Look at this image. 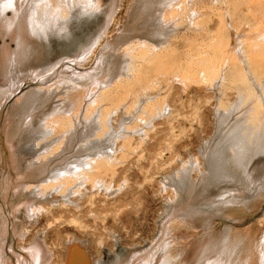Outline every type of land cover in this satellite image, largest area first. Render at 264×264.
<instances>
[{"label": "rangeland", "instance_id": "374dc122", "mask_svg": "<svg viewBox=\"0 0 264 264\" xmlns=\"http://www.w3.org/2000/svg\"><path fill=\"white\" fill-rule=\"evenodd\" d=\"M57 1L49 2L59 4L69 15L68 31L64 38L51 37L50 41L26 31L24 38L36 60L31 66L43 64L47 55L51 63L45 70L51 75H42L44 91L37 80L24 82L7 105L14 104L16 118L27 115L31 130L40 134L47 124L69 115L76 120L75 113L84 102L92 105V91L100 93L98 88L104 83L119 84L134 60L145 62L155 49H164L170 58L166 65L151 64L146 72L133 75V80L138 78V86L151 94L165 96L169 108L151 127L142 123L146 133L132 135L131 149L123 156L120 146L125 141L119 138L115 172L104 171L97 184L86 182L70 195L71 200L52 192L51 199L42 203L44 209H28L26 194L17 185L21 176L0 166V264H63L66 244L74 239L86 244L90 256L100 257L99 264H130L154 252L157 261L169 252L168 264H264V142L233 167L231 147L241 138L235 137L246 125L241 120L248 107L214 115L220 95L234 104L237 91L213 89L202 73L213 54H218L223 67L236 66L248 75L250 66L262 67L258 73L264 76V0ZM15 2L25 20L26 0ZM6 13L10 18L11 10ZM18 26L14 24L12 31ZM9 33L4 21L0 26V86L3 66L12 60L9 51L16 46ZM90 47L92 53L82 60L59 61L61 56ZM28 56L23 54L21 60L27 62ZM255 87L260 95L261 88ZM97 99L106 102L100 94ZM88 105L84 106L87 110ZM124 116H128L125 108L113 114L116 128ZM209 142L216 147V179L220 180L190 200L186 193L169 200L172 189L162 190L161 183L174 174L184 181L196 178L197 167L202 166L199 151ZM191 161L197 164L189 176L179 172ZM165 222L166 232L161 233ZM33 246L39 249L30 251Z\"/></svg>", "mask_w": 264, "mask_h": 264}, {"label": "bare ground", "instance_id": "6f19581e", "mask_svg": "<svg viewBox=\"0 0 264 264\" xmlns=\"http://www.w3.org/2000/svg\"><path fill=\"white\" fill-rule=\"evenodd\" d=\"M49 1L50 0H26L28 11L26 12L27 18L24 20L19 14L18 9H20V7H18L15 0H0V26L4 25V21L6 22L10 31L9 34L12 36L11 39L14 40L16 45L14 49L9 51L12 60H10L6 66H3L4 83L0 86V166L8 168L11 171L13 169L15 172L13 173L14 175L21 176L20 178L22 180L20 179L21 181L17 182V185L18 189L20 188L19 190H22V192L26 194V205L28 209H32L33 207H35V209H44L42 203L51 199L52 192H60L63 199L71 200L70 195L78 193L79 189L83 187L86 182L97 184L102 178V174H105V172H115L114 169L117 163L116 158H118L115 142L119 138L124 139L125 143L122 144L120 148L122 149L121 156L125 155V153L131 149L129 141L131 140L132 135L140 134L141 132L146 133L142 123H146L145 128L151 127L153 120L158 116L164 115L166 109L169 108H167L165 96H161L160 93L159 95L151 94L146 87L138 86L140 85V80L138 78L133 80V75L136 73L138 74L143 70L146 72L151 64H154L155 66L160 64L163 66L166 65L170 58H167L164 49H162V51L155 49L150 53L149 58L144 57L145 62H140L139 59L134 60L126 69L128 73L119 84L109 86L104 83L98 88L101 90L100 93L99 91L94 90L95 93L93 91L90 93L91 97L90 95H87L90 99L94 98L92 102L90 100L92 105H88L84 102L80 107L81 110H77V113H75L76 111L74 112L76 120L74 116L71 117V115L68 114L69 117H64L61 120L59 119V121H55L54 124H47L45 127L49 130L46 131L45 129L43 133L40 134L37 133V131L31 130V123L28 120V117H26L27 115L23 117L17 116L16 118L12 113L14 104L9 107L7 105L21 89L24 82L37 80L41 85L40 91H44L46 90V86H44L45 81L42 80H44L45 77L49 78L51 75H48L45 70V68L51 63H49V57L48 59L46 58L47 55L45 56L46 59L44 58L43 60V64L40 63L39 65V63H35L36 65L34 67L31 66V63L36 60H34L35 58L30 48V42L28 43L24 38L26 31L29 29L30 33L43 41H50L51 37L62 39L66 36L68 31L67 29L70 22L69 15L64 12L63 7H60L59 4H52ZM6 10H11L12 15L9 16L10 18L6 17L8 16ZM16 23H18L19 26L16 30L12 31L11 28H13ZM91 53V47L85 49L82 48L66 54L63 57L61 56L59 61L69 60V62H73L82 60ZM244 53L247 55L246 51ZM23 54L29 55L27 62L21 60ZM213 55L214 58L209 61V65L202 72L205 81L209 83L213 89L214 87L218 90L221 88L235 89L238 97L235 103L231 104L224 95L221 94L215 103L214 115L217 116L219 113L221 114V112L231 113L238 111L241 108L245 109L244 107H248L243 114V120H241L245 122L246 125L242 129L241 135L235 137L241 138L237 141L236 146L231 147V152L234 153L231 159L234 167L238 159H242L244 154L251 153L264 142V76L258 73V68L262 67L256 68L250 66V70H248L250 75H248V73H246L247 70L236 66L225 64V67H223L220 56L218 54ZM54 67L55 66H53V68ZM63 67H65V65ZM73 73H75L76 76L80 75L78 74L79 72L76 71H73ZM42 75L46 76L44 77ZM255 85H258L261 88L260 95H257ZM147 88L150 87L148 86ZM35 93L36 92H34V94ZM99 94L102 95L106 102H101L97 99ZM130 95L134 96L130 98ZM29 96L28 99L30 98ZM94 104L95 106H93ZM85 105H88V110L87 108L85 109ZM124 108L125 114L128 116L122 117L117 125L118 128H116L112 122L113 114L117 110ZM83 110H85V112H82ZM241 127H243V125H241ZM239 129L241 128L239 127ZM231 137L232 136H230V139H232ZM28 139H31L32 141L29 142ZM227 147L228 144L222 148L226 149ZM219 149L220 148L217 150ZM199 152L202 166L197 167L198 175L196 178L191 179V177H189L184 181L179 175L172 174L173 176L169 181L166 180L161 183L162 190H166V188H170V190L172 189L173 195L168 198L169 200L172 201L178 196L182 197L180 194L183 193H186V196H188L190 200L196 193L201 195L200 193L206 190L211 182L220 180L216 179L219 175V166L216 163V147L209 142ZM227 156L228 155H226V157ZM228 158L230 157H227V159ZM243 159H245V157ZM196 164L197 162L194 163L191 161L188 163L187 168H182L179 172L182 173L186 171L189 176L192 167ZM238 164L240 165V163ZM233 167H231V169ZM240 167L243 166L241 165ZM242 169H244V167ZM222 174H220L221 178ZM227 176L224 177V179L229 177ZM229 179L230 178L227 180ZM233 180L230 179L231 182ZM227 183L229 184L230 182L228 181ZM102 184L104 185V183ZM196 197L194 196V198ZM182 207L183 206L180 208L183 210L184 207ZM166 227L167 223L165 222L163 223L161 233L163 231L166 232ZM34 247L35 246L31 249L29 248L30 251H34ZM41 247L42 246H40V248ZM35 248L39 249L37 246ZM35 250L37 251V249ZM152 254L154 255L155 252ZM152 254L145 260L139 258L136 261L130 262V264L169 263V252H165L164 256H161L162 260L160 261H157L155 258L156 256H153ZM34 260L36 259L34 258ZM99 263L100 257L94 258L90 256L86 244L82 240L74 239L66 244L63 264Z\"/></svg>", "mask_w": 264, "mask_h": 264}]
</instances>
